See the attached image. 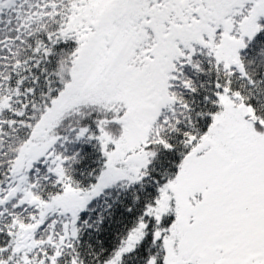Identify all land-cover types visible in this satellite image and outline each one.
I'll list each match as a JSON object with an SVG mask.
<instances>
[{
    "label": "snow or ice",
    "instance_id": "1",
    "mask_svg": "<svg viewBox=\"0 0 264 264\" xmlns=\"http://www.w3.org/2000/svg\"><path fill=\"white\" fill-rule=\"evenodd\" d=\"M0 264H264V0H0Z\"/></svg>",
    "mask_w": 264,
    "mask_h": 264
}]
</instances>
